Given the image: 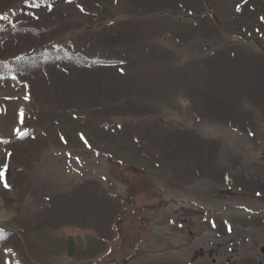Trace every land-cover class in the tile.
Wrapping results in <instances>:
<instances>
[{
  "label": "rangeland",
  "instance_id": "obj_1",
  "mask_svg": "<svg viewBox=\"0 0 264 264\" xmlns=\"http://www.w3.org/2000/svg\"><path fill=\"white\" fill-rule=\"evenodd\" d=\"M0 170V264H264V0H0Z\"/></svg>",
  "mask_w": 264,
  "mask_h": 264
},
{
  "label": "trees",
  "instance_id": "obj_2",
  "mask_svg": "<svg viewBox=\"0 0 264 264\" xmlns=\"http://www.w3.org/2000/svg\"><path fill=\"white\" fill-rule=\"evenodd\" d=\"M57 59H59L60 61L81 62V64L89 65V66H95L99 64L96 62H89V61L82 60L78 58V56H69V58H67L65 55H60V57ZM57 59H51V58L32 59V60L17 59V60L11 61V64L14 66L15 70L17 71L34 70V69L41 67L43 64L53 63ZM103 64H109V63H103Z\"/></svg>",
  "mask_w": 264,
  "mask_h": 264
},
{
  "label": "snow or ice",
  "instance_id": "obj_3",
  "mask_svg": "<svg viewBox=\"0 0 264 264\" xmlns=\"http://www.w3.org/2000/svg\"><path fill=\"white\" fill-rule=\"evenodd\" d=\"M68 2L70 3L71 0H68ZM33 6H35V5H33ZM81 11H83V9H81ZM237 11H240L239 7H237ZM16 134L19 138H23V136L27 135L26 132H20L19 130H16ZM249 134L251 135V133H249ZM61 139H63V138H61ZM81 139L84 140V137L81 136ZM4 143H7V141H4ZM85 143H87V142L85 141ZM0 185H2L3 189L10 190V185L8 183L4 182V171L3 170H0Z\"/></svg>",
  "mask_w": 264,
  "mask_h": 264
}]
</instances>
